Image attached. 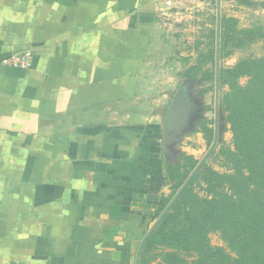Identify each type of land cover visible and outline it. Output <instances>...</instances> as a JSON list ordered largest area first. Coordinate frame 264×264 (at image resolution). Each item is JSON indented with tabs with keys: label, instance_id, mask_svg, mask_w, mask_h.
<instances>
[{
	"label": "crops",
	"instance_id": "1",
	"mask_svg": "<svg viewBox=\"0 0 264 264\" xmlns=\"http://www.w3.org/2000/svg\"><path fill=\"white\" fill-rule=\"evenodd\" d=\"M197 2L0 0V264H139L168 195L171 22Z\"/></svg>",
	"mask_w": 264,
	"mask_h": 264
},
{
	"label": "rangeland",
	"instance_id": "2",
	"mask_svg": "<svg viewBox=\"0 0 264 264\" xmlns=\"http://www.w3.org/2000/svg\"><path fill=\"white\" fill-rule=\"evenodd\" d=\"M191 7L189 16L171 22L172 53L187 75L176 76L175 90L186 85L193 108L170 147L167 166L175 172H167L166 208L182 191L143 243L139 264H234L233 235L206 225L208 201L250 195L257 202L264 195V181L250 182L249 163L236 158L241 146L235 148L231 122L246 131L262 126L264 93L256 91L264 88V0H201ZM247 205L243 200L240 208Z\"/></svg>",
	"mask_w": 264,
	"mask_h": 264
},
{
	"label": "trees",
	"instance_id": "3",
	"mask_svg": "<svg viewBox=\"0 0 264 264\" xmlns=\"http://www.w3.org/2000/svg\"><path fill=\"white\" fill-rule=\"evenodd\" d=\"M182 75L183 77L187 76L186 74ZM256 92L264 93V88L260 87ZM258 116L262 126L249 129L256 132L251 137H248L247 131L249 130L246 131L241 128L240 124L231 120L235 148L241 146V148L236 150V158L240 163H246V161L249 163L247 173L251 176L250 182L253 183L258 178L264 181V113L258 114ZM168 171L175 172L173 166H167L166 173ZM227 184L228 187L233 189L234 183L232 179H229ZM243 200L248 205L245 208H240ZM208 202L210 208L205 216L208 221L206 225L217 227V231L222 233V235H233L232 241H229L224 236L222 239L227 244L228 241L230 242L229 244L236 254L237 258L234 264H264V195L257 202L250 195L243 199L236 195H234V198L217 196L216 199ZM206 225H203V228L207 227ZM203 228H200L199 232L203 233ZM146 243L142 250L145 248Z\"/></svg>",
	"mask_w": 264,
	"mask_h": 264
},
{
	"label": "water",
	"instance_id": "4",
	"mask_svg": "<svg viewBox=\"0 0 264 264\" xmlns=\"http://www.w3.org/2000/svg\"><path fill=\"white\" fill-rule=\"evenodd\" d=\"M189 94L190 91L186 85H183L180 88H178L174 93L170 101L169 107L166 111L164 117L163 138H162L163 148L166 154H169V152L171 151L170 147L173 143L177 141L178 135L184 132L187 128L193 108ZM177 196L174 198V200L177 198ZM174 200L170 202L168 207L162 212V215L157 219L153 228L149 231V233L145 236L144 240L140 244L139 246L140 248L142 247L145 240L149 237L151 231L154 229L156 224L160 221V219L169 209V207L171 206Z\"/></svg>",
	"mask_w": 264,
	"mask_h": 264
},
{
	"label": "built area",
	"instance_id": "5",
	"mask_svg": "<svg viewBox=\"0 0 264 264\" xmlns=\"http://www.w3.org/2000/svg\"><path fill=\"white\" fill-rule=\"evenodd\" d=\"M5 63L9 65H18L21 67H25L27 63V57L26 56H20L18 54L10 56Z\"/></svg>",
	"mask_w": 264,
	"mask_h": 264
}]
</instances>
